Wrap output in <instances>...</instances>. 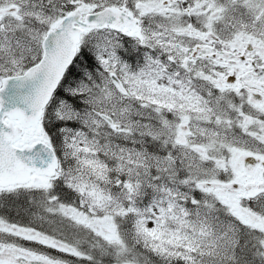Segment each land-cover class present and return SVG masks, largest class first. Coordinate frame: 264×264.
<instances>
[{
    "label": "snow or ice",
    "instance_id": "obj_1",
    "mask_svg": "<svg viewBox=\"0 0 264 264\" xmlns=\"http://www.w3.org/2000/svg\"><path fill=\"white\" fill-rule=\"evenodd\" d=\"M0 264H264V0H0Z\"/></svg>",
    "mask_w": 264,
    "mask_h": 264
}]
</instances>
